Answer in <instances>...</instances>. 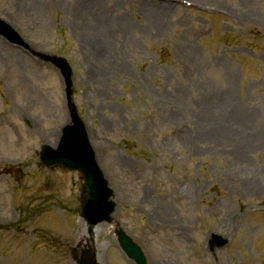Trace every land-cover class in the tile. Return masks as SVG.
<instances>
[{
  "label": "rangeland",
  "instance_id": "obj_1",
  "mask_svg": "<svg viewBox=\"0 0 264 264\" xmlns=\"http://www.w3.org/2000/svg\"><path fill=\"white\" fill-rule=\"evenodd\" d=\"M0 19L30 45L0 36V264H76L89 239L81 177L39 160L72 122L39 54L70 62L119 205L94 232L102 264H135L119 229L148 264H264V146L246 154L210 131L233 97L264 141V0H0ZM215 234L228 244L213 253Z\"/></svg>",
  "mask_w": 264,
  "mask_h": 264
},
{
  "label": "water",
  "instance_id": "obj_2",
  "mask_svg": "<svg viewBox=\"0 0 264 264\" xmlns=\"http://www.w3.org/2000/svg\"><path fill=\"white\" fill-rule=\"evenodd\" d=\"M0 35L5 36L11 43L28 47L18 33L1 20ZM43 58L59 68L66 80L68 97L72 107L73 125H69L64 129L63 138L57 148L49 145L42 147L40 159L48 168L61 165L80 173L84 184L82 186V208L79 213L89 226L94 228L100 223L111 222L112 214L115 213L117 204L112 200L114 197L113 190L109 187V182L96 159V153L91 144L86 124L80 118L76 107L71 102L72 67L64 58L55 56H43ZM118 237L123 250L130 258L136 260L138 264H147V259L141 248L134 244L124 231H119ZM225 243L220 237L215 236L212 246L217 244L221 247ZM91 261L89 264H96Z\"/></svg>",
  "mask_w": 264,
  "mask_h": 264
},
{
  "label": "bare ground",
  "instance_id": "obj_3",
  "mask_svg": "<svg viewBox=\"0 0 264 264\" xmlns=\"http://www.w3.org/2000/svg\"><path fill=\"white\" fill-rule=\"evenodd\" d=\"M229 102H230L229 109L231 110V113L229 115L230 116L229 122L217 123L216 126H214L213 128L211 129L209 128L210 131L215 134L222 132L221 128H225L224 129L225 133L223 132L224 135L230 134L229 137L231 138V142H235L236 144L240 145V147L244 150V152H246V154L250 153L254 146H259V145L264 146V141L262 140L258 142L251 140L256 136V134L255 132L249 129V122L244 121L246 117V113L243 111H241V113H238L240 109L236 105L235 98L231 97L229 99ZM233 145L235 144L233 143L231 146ZM251 181H253V179H251ZM255 191L256 193H259L258 189L257 190L255 189ZM97 228L95 229V231L97 230ZM254 233H255V229L247 230V238L244 241L247 242L249 237L254 235ZM98 259L101 262V258L99 256Z\"/></svg>",
  "mask_w": 264,
  "mask_h": 264
}]
</instances>
